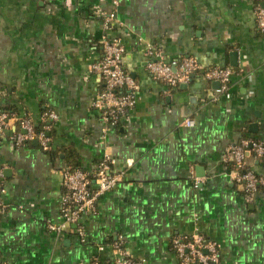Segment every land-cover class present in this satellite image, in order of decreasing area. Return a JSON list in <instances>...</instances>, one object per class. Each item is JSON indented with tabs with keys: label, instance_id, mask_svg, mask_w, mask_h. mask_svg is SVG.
Listing matches in <instances>:
<instances>
[{
	"label": "crops",
	"instance_id": "obj_1",
	"mask_svg": "<svg viewBox=\"0 0 264 264\" xmlns=\"http://www.w3.org/2000/svg\"><path fill=\"white\" fill-rule=\"evenodd\" d=\"M261 1L0 0V113L10 116L0 130V262L106 264L121 242L141 264H181L173 237L200 233L218 242L217 264H264V186L248 201L227 154L264 129ZM108 12L119 25L105 27ZM106 36L123 45L137 88L133 107L103 134L92 105L103 82L89 66ZM149 49L232 68L231 96L201 73L160 81L147 69ZM24 117L49 127L47 150L15 144ZM106 153L117 185L93 212L51 230L62 220V169L92 172ZM246 164L264 177V160L248 153Z\"/></svg>",
	"mask_w": 264,
	"mask_h": 264
},
{
	"label": "built area",
	"instance_id": "obj_2",
	"mask_svg": "<svg viewBox=\"0 0 264 264\" xmlns=\"http://www.w3.org/2000/svg\"><path fill=\"white\" fill-rule=\"evenodd\" d=\"M104 25L111 28L119 25L115 12L102 13ZM256 24L259 31L264 32V0L256 7ZM103 53L100 59L92 62L89 73H95L103 82V88L94 98L92 105L100 113L105 123L102 131H107L108 126L119 123L135 104V91L137 84L135 79L124 69V47L119 39L104 37L102 42ZM149 54L152 50L149 49ZM147 61V69L154 77L171 86L189 82L192 76L201 73L209 81L219 83L217 93H223L227 97L230 93V79L233 73L230 67L211 66L202 69L199 61L194 56H186L179 59H165L160 52ZM50 118L55 119L57 114L47 112ZM10 116L7 112L0 113V130L8 126ZM185 124L191 126L193 120L187 118ZM20 127L14 141L17 146L25 142L37 141L44 150L50 147L49 127L47 125L39 131L36 130L30 118L20 120ZM104 136V135H103ZM253 154L258 160H264V129L261 135L253 139H241L232 143L227 148V154L232 159V178L242 185L245 198L252 201L260 188L264 186V177L250 169L247 164V154ZM112 158L106 153L97 163L92 172L79 167H65L62 169L64 194L61 200L60 222H49L48 227L62 233L70 224L76 223L83 214L93 212L98 198L110 191L120 180V175L114 172ZM1 175V170H0ZM4 187L0 182V206ZM81 231V230H80ZM83 231H81L82 233ZM116 255L106 264H141L131 257L121 242L115 244ZM172 247L181 264H217L220 260V246L215 240H211L203 234L197 233L190 236L176 235L172 239ZM0 264H6L0 262ZM95 264H100L95 262Z\"/></svg>",
	"mask_w": 264,
	"mask_h": 264
},
{
	"label": "trees",
	"instance_id": "obj_3",
	"mask_svg": "<svg viewBox=\"0 0 264 264\" xmlns=\"http://www.w3.org/2000/svg\"><path fill=\"white\" fill-rule=\"evenodd\" d=\"M43 123L39 124L38 127H36V130L39 131L42 129ZM71 167H76V166H71Z\"/></svg>",
	"mask_w": 264,
	"mask_h": 264
}]
</instances>
